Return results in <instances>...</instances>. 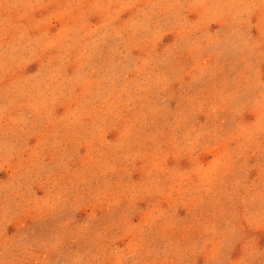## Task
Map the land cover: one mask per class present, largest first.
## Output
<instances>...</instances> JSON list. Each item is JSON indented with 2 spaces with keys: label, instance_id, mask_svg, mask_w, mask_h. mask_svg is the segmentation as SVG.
Returning <instances> with one entry per match:
<instances>
[{
  "label": "rangeland",
  "instance_id": "374dc122",
  "mask_svg": "<svg viewBox=\"0 0 264 264\" xmlns=\"http://www.w3.org/2000/svg\"><path fill=\"white\" fill-rule=\"evenodd\" d=\"M0 264H264V0H0Z\"/></svg>",
  "mask_w": 264,
  "mask_h": 264
}]
</instances>
